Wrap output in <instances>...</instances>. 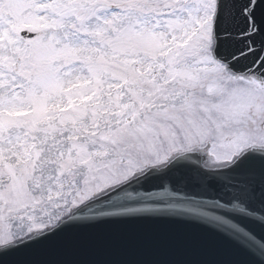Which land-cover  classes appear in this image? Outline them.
<instances>
[{
  "label": "snow or ice",
  "instance_id": "6c2138e0",
  "mask_svg": "<svg viewBox=\"0 0 264 264\" xmlns=\"http://www.w3.org/2000/svg\"><path fill=\"white\" fill-rule=\"evenodd\" d=\"M264 0H0V264H264Z\"/></svg>",
  "mask_w": 264,
  "mask_h": 264
},
{
  "label": "water",
  "instance_id": "95a60500",
  "mask_svg": "<svg viewBox=\"0 0 264 264\" xmlns=\"http://www.w3.org/2000/svg\"><path fill=\"white\" fill-rule=\"evenodd\" d=\"M257 236H264V232H261L259 228L255 229Z\"/></svg>",
  "mask_w": 264,
  "mask_h": 264
}]
</instances>
